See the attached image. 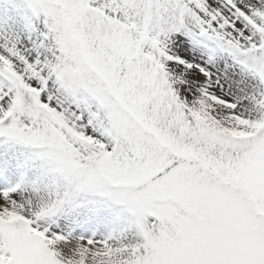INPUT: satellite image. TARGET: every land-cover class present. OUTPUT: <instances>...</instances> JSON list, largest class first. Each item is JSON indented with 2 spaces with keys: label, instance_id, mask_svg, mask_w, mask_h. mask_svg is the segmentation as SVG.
<instances>
[{
  "label": "snow or ice",
  "instance_id": "snow-or-ice-1",
  "mask_svg": "<svg viewBox=\"0 0 264 264\" xmlns=\"http://www.w3.org/2000/svg\"><path fill=\"white\" fill-rule=\"evenodd\" d=\"M0 264H264V0H0Z\"/></svg>",
  "mask_w": 264,
  "mask_h": 264
}]
</instances>
